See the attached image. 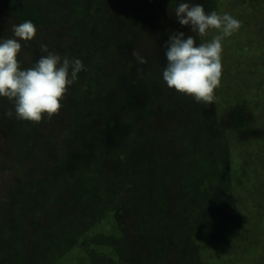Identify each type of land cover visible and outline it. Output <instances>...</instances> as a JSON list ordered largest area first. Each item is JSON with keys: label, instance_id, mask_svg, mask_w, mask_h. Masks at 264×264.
<instances>
[{"label": "trees", "instance_id": "trees-1", "mask_svg": "<svg viewBox=\"0 0 264 264\" xmlns=\"http://www.w3.org/2000/svg\"><path fill=\"white\" fill-rule=\"evenodd\" d=\"M94 3L95 0H88V3L84 0H0V7L21 23L25 20L35 25L48 21H78L77 31L85 35L82 33L85 17L102 10L100 2L95 8ZM203 4L206 13L218 12V0H203ZM52 12L55 20L50 16ZM79 41L77 48L86 70L78 73L76 81L89 78L90 85L95 86L100 63L98 58L94 61L91 58L103 54L93 53L95 49ZM98 44L103 45V42L98 41ZM38 59L22 60L21 57L23 69L31 67ZM134 81L129 80L130 85H125L129 92L117 105L115 116L99 100L91 101L82 95L77 99L76 83L69 87L70 96L64 100L74 144L65 151L77 164L75 171L81 180L79 185L72 187L73 195L65 193L67 189L56 193L49 177L44 178L43 184H34L39 189L48 184V191L53 192L49 196L39 191L29 196L17 187H9L8 201L15 207L14 218L10 217L12 228L0 231V242H3L0 264H61L66 261L69 264H220L221 258L212 247L229 246L232 237L236 238L237 231L246 225L234 215L233 189L244 190L249 184L245 179L249 169L235 164L220 120H226L232 131L243 128L247 116L245 102L237 99L222 117L215 113L213 104H190L192 111L187 109L182 113L184 126L181 134L175 136V141L180 143L179 149L163 140L159 145L160 155H157L145 148L146 141L138 134V129L143 128H138L137 120L143 114L147 118L158 114L156 102L159 100L155 101V89L150 86V89L144 88L145 95L135 101ZM133 105L136 111L125 116L128 106ZM161 106L167 110L166 99ZM12 119L16 121L12 131L25 129L28 133L23 135L21 150L32 142L28 136L38 137L40 133L30 132L31 124L37 123L17 120L14 115ZM79 126L86 129V135H78ZM107 129L112 130L106 139ZM238 171L239 177L236 176ZM15 200L20 206L17 207ZM26 203L31 205V213L47 215L54 224L48 230L42 228L36 235L21 230L20 219L23 218L18 211H27ZM71 211L79 214L76 230L70 223H64L70 219ZM34 225L40 228L39 222ZM202 240L209 241L212 255H206L200 247ZM137 244L140 251L135 248ZM73 252L76 256L66 258Z\"/></svg>", "mask_w": 264, "mask_h": 264}, {"label": "rangeland", "instance_id": "rangeland-1", "mask_svg": "<svg viewBox=\"0 0 264 264\" xmlns=\"http://www.w3.org/2000/svg\"><path fill=\"white\" fill-rule=\"evenodd\" d=\"M84 2L88 3V0ZM97 2L102 5V10L98 13H89L83 22L82 33L85 32L87 36L77 31L80 24L78 21L75 23L65 20L53 23L48 21L36 25L37 34L34 39L21 41L22 48L19 53L21 68L24 67L21 57L22 60H27L34 57L38 59L41 56V44L47 45L49 51L61 57L80 59L77 43L81 40L88 48L95 49L93 53L101 52L103 55L94 54L95 56L91 58V61L98 58L100 63L95 75V86L90 85L89 78H79L74 82L79 92L76 95L77 99L82 95V98L88 96L91 101L99 100L107 107L108 112L115 116L117 105L122 103L124 94L129 92L125 87L130 85L129 80L134 79L136 82L135 101L145 95L147 90L144 88L150 89L151 86L155 89V101L159 100L156 102V106L159 105V112L148 118L143 114V117L137 120L138 128H143L138 129V134L146 141L145 148L154 154L160 155L159 145L163 140H168L179 149L180 143L175 141V136L181 134L184 126L185 119L182 113L187 109L192 111L190 104H198L193 97L168 88L162 77L163 68L167 65L164 44L169 35L179 31L185 33V38L188 35L196 36L190 25L181 26L175 17L173 10L181 0H95L92 5L94 8L98 5ZM183 2L199 3L204 6L203 0ZM50 10L53 11L51 7ZM225 12L240 20L241 28L223 41V76L212 104L215 113L222 117L228 113L229 107L236 103L237 99L245 102L247 109L245 126L232 131L226 120H220V127L224 130V137L228 139L235 164L249 169L245 175L249 184L244 190L233 189L235 194L232 199L234 215L239 216L246 225L237 231L236 238L232 237L229 246L212 248L216 255H219L218 258H221L220 264H264V0H218V13ZM50 16H54L53 12ZM52 19L55 20L54 17ZM19 23H21L19 20L0 7V40L11 38L12 25ZM218 34L215 30H210L207 36H196L197 45L210 42L213 36ZM98 41L103 42V45H99ZM133 51H138L147 63L139 64L132 56ZM138 69L142 71L138 72ZM151 80L153 82L149 83ZM110 85L113 88L110 89ZM69 96L68 92L65 100ZM165 99L166 111L161 106ZM6 100L7 98H0V231L12 228L10 217L14 218L12 214L15 207L11 205L13 202L8 201L11 192L9 187H17L29 196L35 191L49 196L53 192L48 191L50 189L48 184L40 189L34 185L35 182L43 184L44 178L49 177L55 184L56 193L60 189H67L65 193L73 195L72 187L79 185L81 180L75 171L77 164L65 151L74 144L67 125L65 100L62 101L63 107L59 115L51 119L45 116L37 125L31 124V134L34 132L40 134L38 137L28 136L32 142L30 144L26 142L27 144L21 148L22 151L19 145L24 141L23 135L28 133L25 129L18 132L11 130L16 121L12 119L13 117L7 118L4 115V112L12 108L9 101L4 103ZM174 105L175 108L172 109L171 106ZM134 106H128L125 116H128L130 111H136H133L136 108ZM18 124L25 127L24 124L19 122ZM111 130L107 129L104 138L109 137L108 133ZM85 131V128L78 127V135H86ZM68 168L72 169L67 171ZM236 176L239 177V171L236 172ZM44 199L47 201L46 197ZM70 201L72 202V199ZM16 205L18 207L20 203L16 201ZM49 205L51 207V204ZM25 207L27 209L24 210L25 213L21 211L18 213L23 218L20 219L19 228L26 233L36 235L42 228L48 230L54 224L47 215L31 213L32 207L29 203H26ZM71 212L70 219L64 223H70V227L76 230L79 214ZM4 218L7 222H2ZM35 222H39L40 228L34 225ZM208 243L209 241L202 240L200 244L207 252L206 255L210 254L211 250ZM135 248L140 251L138 244ZM212 254L213 252L210 255ZM74 256L75 252L66 258ZM61 264H69V261Z\"/></svg>", "mask_w": 264, "mask_h": 264}, {"label": "clouds", "instance_id": "clouds-1", "mask_svg": "<svg viewBox=\"0 0 264 264\" xmlns=\"http://www.w3.org/2000/svg\"><path fill=\"white\" fill-rule=\"evenodd\" d=\"M173 11L178 23L190 25L196 36H207L210 30L219 34L197 45L196 36L185 38L184 32L171 33L164 44L167 65L162 71L163 80L168 88L193 97L197 103L211 105L223 76V41L239 31L241 21L227 12L206 13L202 4L183 0ZM11 30V38L0 40V98H7L12 105L4 115L12 118L15 114L17 120L38 124L45 116L51 119L59 115L69 87L86 69L80 59L61 57L45 44L40 46V58L22 69L18 59L21 41L34 39L37 27L25 20L12 25ZM132 56L141 65L147 63L138 51Z\"/></svg>", "mask_w": 264, "mask_h": 264}]
</instances>
